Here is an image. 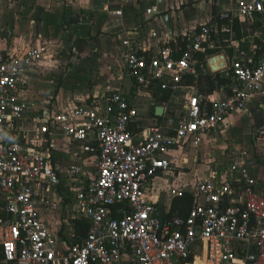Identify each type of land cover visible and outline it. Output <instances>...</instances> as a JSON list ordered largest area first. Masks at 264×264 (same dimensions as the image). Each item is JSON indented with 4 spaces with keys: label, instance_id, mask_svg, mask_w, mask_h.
Segmentation results:
<instances>
[{
    "label": "built area",
    "instance_id": "obj_1",
    "mask_svg": "<svg viewBox=\"0 0 264 264\" xmlns=\"http://www.w3.org/2000/svg\"><path fill=\"white\" fill-rule=\"evenodd\" d=\"M118 1L120 8L109 13L123 16L127 0ZM164 1L144 5L143 21L164 12ZM215 1V15L182 30L176 47L166 42L154 50L134 36L121 39L123 75L137 93H170L162 118L150 126L130 91L68 100L57 112L37 109L21 90L44 59V44L15 51L0 40V264H123L124 257L129 264H188L198 256L206 264H264V179L258 184L249 177L246 150L233 154L228 181L212 176L174 190V197L193 195L186 216L164 209L150 192L156 177L179 166L178 151L200 147L264 95V0ZM199 53L205 62L225 53L226 66L211 70L225 82L213 92L187 82L205 71ZM180 91L183 102L172 109ZM62 142L95 158L91 171L86 162L60 166ZM233 181L243 184L242 201L229 199ZM53 194L69 197L87 226L85 237L69 246L45 219Z\"/></svg>",
    "mask_w": 264,
    "mask_h": 264
},
{
    "label": "crops",
    "instance_id": "obj_2",
    "mask_svg": "<svg viewBox=\"0 0 264 264\" xmlns=\"http://www.w3.org/2000/svg\"><path fill=\"white\" fill-rule=\"evenodd\" d=\"M152 1L153 0H127L125 1L123 16H116L110 14L109 9H119L121 2L118 0H5V5L2 8L0 7V40L11 43L15 51H25L33 45H42L44 43L52 44L53 46L62 45L66 49L65 60L74 63L75 68L69 72L67 71L68 73L66 72L65 81L66 79L68 80L69 76H71L73 80L70 85L68 83L66 84L64 81L61 93L65 90L68 95H72L74 94V91L69 89V87H73L76 82L79 81L77 76L82 77L81 75L85 74L84 71L80 70L83 68L87 69V71L92 70L97 76L99 74L97 71L98 68H103L106 61H110V64L114 62L115 59L111 58L110 52L108 51L103 52L104 55L101 56V59L99 58L100 53H102L101 48H105L107 42L110 43L112 49L115 48L116 53H118L123 69L124 64L121 46L122 38H126L131 35L138 39L142 47L158 50V47L164 45L166 42H168L171 46L176 44L174 41L179 39V34L182 33V30L186 29L191 31L199 26L197 23H191L189 27H187V24H184L183 27H178L176 12L172 11L175 8V2L172 0H165L159 5L164 12L160 15L152 17L149 21L144 22L142 9L144 8V5H149ZM188 10L185 9L184 12H189ZM164 14H169L170 16V21L174 31L172 38L170 37L169 30L163 21ZM75 17L78 20H74ZM21 31H26V33H24L26 35H23ZM153 31L157 32L158 36H152ZM211 57H209V59ZM209 59L206 62L204 60L205 71L204 73L202 72L201 75L211 73L212 67ZM98 60H100V64H98L97 67H94L93 62ZM34 67H32L30 71ZM197 78L198 77H195L196 84ZM125 79L130 85L129 80L127 78ZM197 87L199 88L198 84ZM100 92L101 91L95 87L90 90V94H92V96L90 95L84 99L83 97H80L78 93H75V97L71 100L77 101L80 98L79 102L84 103L92 100L94 97L103 95L107 91L102 94ZM152 94L153 93L148 95ZM21 96L23 97V88L21 90ZM263 96L264 95L249 103L248 107L243 112L232 116V123L225 125L219 132L229 128L232 129L238 121L237 118L241 115H244L243 118L249 121H254V118H257L258 114L264 116ZM63 102L64 103L61 105L62 108L66 106L68 100ZM251 105H256L254 108L255 112L253 111V116H251L253 113H250L249 111ZM155 109L153 111V116L157 120L161 119L162 117L156 115ZM261 132L262 129L255 131L254 137L256 140H264L258 136ZM212 136L213 135L206 136L203 142L208 137ZM195 149L196 157H194V161L198 163L195 159L198 160L201 158L199 156L201 148L198 147ZM251 161L255 162V165L257 166L253 168L254 170H249V177L256 179L259 184L264 179V168L262 167L259 170L258 167L260 166L261 161L257 160L254 156L248 153V168ZM230 163L228 165L224 164V181H228L229 179L227 172ZM60 166L64 167L63 165ZM160 176L161 175L158 177ZM158 177H156L154 182L157 181ZM153 186L154 185L152 184L151 189H153ZM229 188L230 190L228 195L231 201L236 202L243 200V184L233 181L232 186ZM173 198L170 199L169 202L162 203L161 201V206L168 210L172 204ZM52 199L55 201L54 207L50 209L49 213H46L45 219L52 232L60 237L62 245L69 246L76 242L78 238L77 236L74 237V234H76L74 228L75 223L73 224L76 218L74 206L71 204V201L66 203L67 200L65 201V199H62L57 194H53ZM57 212H59V214H57ZM50 215L52 218L49 222L48 216ZM54 222H56V227H52L54 226ZM199 258L201 260V264H204V258ZM123 264H129L127 257H124Z\"/></svg>",
    "mask_w": 264,
    "mask_h": 264
},
{
    "label": "rangeland",
    "instance_id": "obj_3",
    "mask_svg": "<svg viewBox=\"0 0 264 264\" xmlns=\"http://www.w3.org/2000/svg\"><path fill=\"white\" fill-rule=\"evenodd\" d=\"M172 1L175 2V8L172 11L176 12L178 27H183L184 24H187V27H189L191 23H197L200 25V23L209 21L216 13L215 0ZM4 5L5 0H0V7L2 8ZM185 9L190 10H188L189 12H184ZM21 33L26 35L24 34L26 31H21ZM44 46V59L35 65L30 71L29 76L22 87L23 98L34 104L37 109H42V111H44L49 108L54 112H57L62 108L61 105L64 103L63 101L73 99L75 93H78L80 97L85 99L90 95L92 96L90 90L97 87V89L101 91V94L108 89L116 91L122 90L126 92L130 91L131 97L140 104L141 111L144 113L143 123L146 126H150L157 121L153 116V111L156 106L161 104L155 99L153 94L148 95L147 93H144V91H142L141 94H138L137 88L127 83V80L123 76L124 71L122 69L119 55L116 53L115 48L112 49L110 43L107 42L105 48H101L102 53H100L99 58L101 59V56L104 55L103 52L108 51L110 52L111 58L115 59L114 62L110 64V61H106L103 68H98L97 71L99 74L97 76L92 70L87 71L85 68H83L84 70H80L84 71L85 74H82V77L77 76L79 81L76 82L74 85L75 87H69V89L74 91V94L72 95H68L65 90L61 93V90L63 88L66 74L75 68V64L65 60L66 49L62 45L53 46L52 44L44 43ZM99 61L100 60L94 61L93 66L97 67L98 64H100ZM72 80V77L69 76L68 80L66 79L65 82L70 85ZM205 86L206 82H203L199 86V90L202 91V88ZM183 96L184 93L180 91L173 98L171 105L172 109L177 110L180 108L184 99ZM79 99L77 100L78 103ZM255 107L256 105H251L249 108L250 113H253V111L255 112ZM253 115L254 113L251 116ZM243 116L244 115H241L237 118L238 121L232 129L229 128L218 132L212 137H208L202 143L200 146L201 151L199 153L201 158L197 160L198 163L194 161V157H196L195 148L185 147L183 151H178L177 160L180 163L179 166H176V168L167 175H161L158 177L157 181L153 183L154 186L150 192L156 191L155 193L160 195L162 203H165L169 202V200L174 197V190L178 191L195 188L200 180L211 178L213 176L222 183L224 181V164L228 165L233 159V154L237 153L239 150H246L250 155L261 161V164L258 167L259 170L262 167L264 168V140H256L254 137L255 131L258 129L264 131V116L258 114L257 118H254V121L246 120ZM32 137L34 141H37V144L41 142L38 140L35 133H32ZM184 157L189 158V161L186 164H183L182 162ZM56 158L59 165H63L64 167L83 161L86 162L88 171H91L95 166V158H86L85 155L81 154L77 147H68V145L63 142L60 148L56 151ZM255 164L256 163L252 161L249 163L250 171L254 170L253 168L257 166ZM211 169L214 170V172L217 171L218 174L212 175ZM222 185L226 186V183L224 182ZM64 199L65 201L67 199L69 202L71 201L69 197ZM57 214H59V212H57ZM48 218L50 222L52 218L51 215L48 216ZM55 223L56 222L53 223L54 226L52 227H56ZM74 223L75 221L73 224ZM188 264H201V260L197 257L194 262Z\"/></svg>",
    "mask_w": 264,
    "mask_h": 264
},
{
    "label": "trees",
    "instance_id": "obj_4",
    "mask_svg": "<svg viewBox=\"0 0 264 264\" xmlns=\"http://www.w3.org/2000/svg\"><path fill=\"white\" fill-rule=\"evenodd\" d=\"M74 20H78V19H76V17H75ZM236 27H238V25ZM238 35L240 36L239 30H238ZM173 46L176 47V44H173ZM179 55H180V53H179ZM198 57H199V59H202V60L205 59V55H203L202 53H199ZM187 82L189 84H194L195 78L193 76H191L190 78H188ZM203 82H206V86L202 88V91L203 92H205V91L206 92H213L216 89L218 84L220 85L221 83L225 82V78L221 77V75L219 73H217V74H211L210 73L207 75H200L197 78L198 86H200ZM153 96L155 97V99L157 101H159L160 104H164L166 101L169 100L170 93L166 92V91L161 93V91L155 90L153 92ZM193 200H194L193 195L190 194L189 192H185L183 194V196H176L172 200L171 211L172 212L178 211L183 216H186V215H188V213H189V211L193 205ZM67 202H68V199H67L66 203ZM74 228H75L77 237H80V238L85 237V235L87 233V226L83 221L75 218Z\"/></svg>",
    "mask_w": 264,
    "mask_h": 264
},
{
    "label": "water",
    "instance_id": "obj_5",
    "mask_svg": "<svg viewBox=\"0 0 264 264\" xmlns=\"http://www.w3.org/2000/svg\"><path fill=\"white\" fill-rule=\"evenodd\" d=\"M163 21L169 30L170 37L172 38L174 31H173V27H172V24L170 21L169 14H164ZM220 57L224 59V63H222L221 65H219L218 63L215 62V60L220 58ZM209 62H210V65H211L213 71H217L218 69L226 66V59H225L224 54H218L216 56L211 57L209 59ZM164 110H165L164 106L158 105V106H156L155 113L157 116L162 117L164 114Z\"/></svg>",
    "mask_w": 264,
    "mask_h": 264
},
{
    "label": "bare ground",
    "instance_id": "obj_6",
    "mask_svg": "<svg viewBox=\"0 0 264 264\" xmlns=\"http://www.w3.org/2000/svg\"><path fill=\"white\" fill-rule=\"evenodd\" d=\"M216 63H218L219 65H221L222 63H224V59L223 58H218L215 60ZM204 264H206L205 260H204Z\"/></svg>",
    "mask_w": 264,
    "mask_h": 264
}]
</instances>
